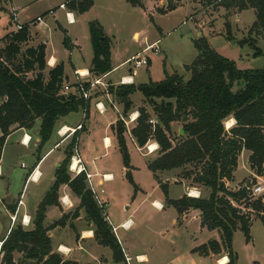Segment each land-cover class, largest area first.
I'll use <instances>...</instances> for the list:
<instances>
[{
	"label": "trees",
	"instance_id": "obj_1",
	"mask_svg": "<svg viewBox=\"0 0 264 264\" xmlns=\"http://www.w3.org/2000/svg\"><path fill=\"white\" fill-rule=\"evenodd\" d=\"M133 7L144 8V0H126ZM182 0H169L159 12L172 11L180 6ZM205 6L215 9L224 7L227 12V37L231 34L229 11L253 8L256 20L249 29V37L243 44L254 49V57L264 54L257 44L256 37L264 35V0H202ZM94 0H66L65 5L74 11L84 13L93 6ZM52 11V10H51ZM50 11V12H51ZM46 12L43 18L47 15ZM13 19L15 14L12 15ZM90 40L93 47V59L90 68L93 76H102L113 69L112 39L98 20L89 22ZM64 45L70 48L67 31L64 30ZM30 40V23L19 24L18 30L8 32L0 39V160L7 137L18 128L31 129L37 119H41L39 135L42 147L57 130L59 120L70 113L84 111L87 118L91 97L64 90V65L58 64L49 71L48 79L44 70L47 67L46 45L40 43L23 51V44ZM4 44V45H3ZM195 46L198 55L186 70L191 73L186 79L183 74H169L165 78L148 83H122L110 85L107 91L124 105L123 113L128 115L132 109L131 96L140 91L153 107L158 123H150L152 114L145 106L138 110L136 125L131 133L140 147L154 139L158 143L160 154L148 162L164 191L168 203L179 214L189 209H199L203 213L202 225L210 230L218 229L221 240L210 239L193 249L201 255L220 254L223 249L229 260L224 264H238V256L233 249V237L237 229H242L251 239V212L264 224V194L254 193L249 183L232 189L226 181L234 179L239 156L244 149L251 152L249 161L256 176L264 173V67L259 69H240L235 60L225 57L212 48L205 36L199 37ZM30 77V72H35ZM239 85L238 89H234ZM85 88H90L86 83ZM235 119V125L226 127L225 121ZM113 130L118 141L126 175L138 190L132 176L129 148L125 137V125L118 120ZM174 122H182L184 134H178L175 141L172 136ZM84 128V123H83ZM82 128V129H83ZM79 140L75 132L66 147V157L56 171V179L39 204L34 228L25 229L21 224L15 226L2 243L3 261L16 264L14 252H24V258L36 259L42 264H78L66 260L58 252H53L50 227L44 224L46 211L52 205H58L59 189L67 184L80 198L79 209L84 208L94 225L98 243L113 251L117 262L126 260L122 246L111 223L89 188L85 173L72 176L69 164L74 146ZM174 169H182L183 177L210 189L208 196L184 194L179 199L169 197V185L160 180V174ZM182 183V182H181ZM252 184V183H251ZM237 203V204H235ZM245 203V212L242 204ZM240 204V205H239ZM66 215L51 227L64 225Z\"/></svg>",
	"mask_w": 264,
	"mask_h": 264
},
{
	"label": "rangeland",
	"instance_id": "obj_2",
	"mask_svg": "<svg viewBox=\"0 0 264 264\" xmlns=\"http://www.w3.org/2000/svg\"><path fill=\"white\" fill-rule=\"evenodd\" d=\"M6 1L0 0V4L6 6L0 10V38L10 29L18 30L17 23L22 24L29 21L39 11L43 12L51 6H58L62 0H42L30 8L24 9L17 7L12 9V4L10 5ZM161 1L168 2L169 0ZM157 4L161 3L145 0L144 8H140L133 7L126 0H97V10L101 23L109 32L113 42L112 66L118 67L114 71V81L121 79L122 75H131L135 77L136 84L157 82L165 78V70L169 74L177 72L183 74L186 79L190 78L191 73L186 70V65L191 64L198 55L195 42L201 36H205L212 48L218 53L235 60L240 69L264 67V54L254 57V49L249 44L241 42L249 37V29L256 20L255 9H247L242 12V15L236 9L229 11L228 20L231 23V34L227 37V18L224 17L227 10L224 7L219 9L212 6L207 7L202 0H189L183 4L182 0L176 10L161 13L159 12L161 7L157 8ZM12 13H15L17 23L13 20ZM97 13L82 15L76 28L74 27L77 37L84 45L86 54H89V50L90 54L92 52L90 38L86 35L87 23L90 19L97 20ZM38 29L42 39L48 37L50 40L49 54L54 52L61 56L64 48L62 43L64 33L59 31L51 33L49 26ZM135 30L139 31V35L137 34L134 38L133 32ZM87 34L89 36V32ZM252 36L256 37L258 46L264 49V35L256 36L253 34ZM152 43H158L159 52L155 53V50H150L144 53L150 56L147 65L136 67L134 63H122L138 52L144 51L148 45H153ZM25 49L26 44H23V51ZM130 67H133V71H129ZM238 88L239 85H235L234 89ZM103 93L101 89H98L96 96ZM131 99L133 106L128 115H124V105L117 98L114 102L110 99L111 103H107L104 113L100 112L97 101L93 100L90 108L91 134L82 137L80 140L82 155L86 156L88 163L93 166L92 170H89L94 174L92 182L100 196L109 200V207L106 208L110 218L108 222L114 226L124 223L117 227L116 235L119 242L128 248L132 260L130 262L124 260L122 264H214L213 259H207L191 252L192 248L210 237L209 231L201 227L200 220L190 219L182 224L173 221L177 217V211L173 206L167 205L164 191L153 172L148 168V162L160 154L159 148L152 152L149 150V146L156 143L155 140H150L143 147L132 141L134 137L131 129L137 122L130 121V116L135 112L134 110L145 106L152 117L155 118V115L153 107L140 91L133 94ZM73 117L78 119L80 114H73ZM118 120H122L125 125V137L130 153L133 180L138 188L142 187V190L140 188L136 190L126 175L122 153L112 128L118 125ZM225 124L226 127L231 125L229 120L225 121ZM181 128L182 122L173 123L172 136L175 141L178 140ZM105 136L111 138V144H107ZM21 148L22 146L17 143L14 148L9 149L6 157V161L10 162L8 164H10L11 171L16 174L26 170L24 169L25 165H22V168V162L28 163L26 155L21 156L17 153ZM63 153L64 150L61 147L54 156H60ZM247 154L249 152L245 154L242 152L239 156V158L241 157L240 167L236 174L237 179H241V182L235 189L244 186L246 183L264 187V173L260 176L248 173V168L249 166L251 168V165ZM44 170L43 167L42 171ZM104 173L113 174V178L105 180L103 186H100L98 180L102 178ZM174 179L180 182L184 180L187 185L197 187L193 190L199 196L209 195L210 189L193 184L191 180H186L183 177L182 169H174L160 174V180L169 184V197L173 199L180 198L188 189L185 182L177 184L172 181ZM48 180L49 176L45 173L39 184H46ZM226 184L234 189L227 181ZM102 188L105 189L104 193L101 192ZM258 195L252 197L255 198ZM240 204L245 212H250L245 203ZM250 215L253 218L251 239L247 240L244 231L240 228L237 229L233 237V249L238 256V264H264V224L256 212L252 211ZM6 220V217L0 215L2 224ZM106 250L111 252L108 247ZM135 253H145L149 260L141 263L135 257ZM3 259L4 253L2 252L0 264H6L3 263ZM14 259L17 264H42L36 259L27 260L24 258L23 252L14 254Z\"/></svg>",
	"mask_w": 264,
	"mask_h": 264
},
{
	"label": "crops",
	"instance_id": "obj_3",
	"mask_svg": "<svg viewBox=\"0 0 264 264\" xmlns=\"http://www.w3.org/2000/svg\"><path fill=\"white\" fill-rule=\"evenodd\" d=\"M39 1H42V0H24L20 2L18 1L16 2V0H7L6 2L7 3L9 2L10 5L12 4V9L16 7L24 9V8L32 7ZM153 1L157 3L159 2L161 4L163 3L162 6L161 4H157V8L166 7L168 5V2H162L161 0H158V1L153 0ZM187 1L189 0H183V4L184 2H187ZM62 5H64V7H62ZM5 7L6 6L3 5L2 3L0 4V10H2V8H5ZM67 11H71L74 13L75 21L73 23H70L68 21V18L66 15ZM46 12H49V13H47V15H45L43 18L38 19V17L43 16V14ZM97 12H98L97 0H94V4L90 8V10L84 13H79L77 11L69 9L65 5V1L62 0L58 6L57 5H55L54 7L51 6L49 7V9H46L43 12L39 11V13H36V16H34L29 21H27L30 23V40L26 43V48L31 47V46H37L40 43H44L46 45V59L48 61V66L45 68L44 73L47 79H48L49 71L52 68H54L58 64H63L64 65V77H65L64 86L66 84L70 86L69 92L78 93L79 81H83L84 83L85 82L90 83L95 78H98V77H101L100 78L101 82L104 85L96 84L93 87L92 86L90 87L91 101H90V107L87 113V118L86 119L84 118V111L70 113L69 115L62 117L58 122L56 132L53 134L50 140L47 141L42 147H40L41 137L39 135L41 119L36 120V123L33 126V128L31 129L18 128L14 130L7 137V141L3 149L2 158L0 160V215H3L4 217L7 218L4 224L0 222V255L3 252L1 249L2 248L1 242H3L8 237L11 230L15 226L21 224L27 230H31L34 228V219L36 217L39 204L44 199L47 191L53 185L56 179L57 168L60 166L61 162H63V160L65 159L66 147L71 140V138H67L66 140L61 142V136L57 133L58 129L64 125L69 126V127H75L81 122L84 123V128L81 130H78L79 151H80V154H81V157L84 163H87L86 165H87L88 170H92L93 166L88 163V159H86L87 157L86 156L84 157L80 150V140L82 139V137L89 136L91 134V128H90L91 127V109L90 108H91L92 101L96 100L97 103L102 102L104 105L105 111H106L107 103H111L110 99H112V101L114 102L116 98L113 94H110L107 91V88L110 85L117 86L122 83H135L136 84L135 77H132L131 75H122L121 79H119L118 81H114L113 75H114V71H116L118 68L117 66L113 67V69L110 72L102 76L96 77V76H93V74H91L90 68H91L92 59L94 55L93 47H92L91 54H90V50H89V54H86L82 41L76 35L75 28L78 23V20L80 19L82 15L96 14ZM242 12H241V15H242ZM14 14L15 13H12V15ZM96 17H97L96 19L100 21L101 23L99 12L97 13ZM13 20L16 21L17 23L16 15ZM90 21L92 20L90 19L88 21L87 23L88 27L86 28V35L89 38H90V32H89V22ZM27 22H24V23H27ZM19 24L20 23H17V26H19ZM46 26H49V30H51V33L53 32L57 33L58 31L64 33V30L67 31V34L69 36V41H70V48H67L63 43L64 37H65V33H64L63 40H62L64 48H63L61 56L55 54L54 52L49 54V49L51 46L50 40L48 39V37H45L43 39L41 38L42 35L38 28H42ZM104 29L107 35H109V32L107 31V29L105 27ZM13 30L14 29L8 30L5 33V35L8 32H11ZM88 32H89V36L87 34ZM137 34L139 35V31L135 30L133 32V37L135 38ZM113 56L114 54H113V42H112V62H113ZM129 59L130 57L126 59L125 61H123L122 63L125 64L126 61ZM129 71H133V68L130 67ZM79 73L84 74V75L81 76ZM33 74L35 75L36 71L30 72L29 76L34 77ZM75 76L77 79L75 78ZM98 89H101L104 93L96 96V92ZM134 111L135 112H133L132 114H135V116H138L139 112L137 111V109ZM73 114H80V117L76 119L73 117ZM229 121L231 122L230 126L235 125L236 123L235 119H230ZM1 135H2V131L0 129V136ZM29 137H30V140L28 143L23 141L24 139L28 140ZM105 139L107 141V144H111L112 140L109 136H105ZM108 140H110V142H108ZM132 141L136 145H138L135 138H133ZM17 143L22 146L21 150L17 152L18 155L20 154L21 156L26 155L28 157V163L25 164L24 162H22L21 166L25 164L24 169L26 170L24 172H17L16 174L15 172L11 171L10 164H8L10 162L6 161V157H7L8 151H10L9 149L12 147L14 148V146ZM58 143H60V145L57 146ZM156 144H157V149H158L159 145L157 142ZM61 147H63L64 153L61 154L60 156L58 155L54 156V154ZM138 148L140 149L139 146ZM242 152L244 154L249 152V154L247 155L248 157H250L251 152L249 150L244 149ZM240 160H241V157L238 160L237 169L234 171V179L232 181H227V183L231 185L234 189L238 187L239 183L241 182V179L239 180L237 179V174H236L237 170L240 167ZM248 165H249V162H248ZM43 167L45 169L44 171H42ZM45 173L48 174L49 180L46 184L42 183L40 185L39 183L42 180V177L45 176ZM248 173H254L253 171L251 172L250 166L248 168ZM31 174L32 176L29 178ZM104 174H110L112 175L111 178H113V174L111 173H104ZM101 180L102 178H99L98 183H100ZM172 181L177 184L181 183L180 181H177L175 179ZM184 182L185 181L182 180V183ZM185 184L188 187V189H187V192L184 194L192 195L190 191H194L193 188H197V187H191L187 185L186 182ZM139 188L142 190V187H139ZM196 190L199 191V189H196ZM65 195L67 196V199H66L67 203H64L62 201V197ZM192 196L198 197L199 195H192ZM60 197H61V201H60ZM103 199L108 202V207H109L110 203H109L108 198H103ZM20 200H22L23 202L19 203ZM59 202L60 203L58 205H52L48 207L46 211L45 221H44L45 226L50 227L48 231V235L51 238L53 252H58L60 255H62L64 259L76 261L78 264H122L123 263L122 261L117 262L114 260L113 251L110 247L104 246L98 243V241L95 238L93 221L87 215V212L84 208H81V209L78 208L80 204V198L72 192V190L67 184L62 185L59 189ZM166 203L169 206H173L170 203H168L167 199H166ZM16 211H17V221L15 223H12L11 215L14 214ZM202 214L203 213L199 209H189L183 214H179L177 211V214H176L177 217H175L173 221L181 222L182 224L190 219H199L201 223V227L204 229H207V231H209V236H210V237H207V239L203 243L208 242L210 239H217L220 241L221 236H220V231L218 229L210 230L207 227L202 225V217H203ZM26 215L31 219L30 224L27 226L23 225L22 223L23 216H26ZM64 215L67 216L66 223L64 225H57V226L51 227V225H53L56 221L61 219ZM121 224H124V223L122 222L117 226H114V225L112 226L117 228ZM120 244L122 246L125 257L132 258V255L129 253L128 248H126L123 243L120 242ZM201 244L195 246L194 248L200 246ZM107 247L111 249V252H107L106 250ZM194 248H192L191 250L192 253L198 254L199 256L207 258V259H213L214 264H224L226 263L225 261L229 260L227 252L224 249L220 254L210 253L209 255L204 256V255H201L197 251L196 252L193 251ZM16 253H22V252L15 251L14 254ZM135 257L141 263H145V261L147 262L149 260L147 254L145 253H135ZM29 260H33V259H29ZM125 261L127 262V260ZM3 263L5 262L3 261Z\"/></svg>",
	"mask_w": 264,
	"mask_h": 264
},
{
	"label": "built area",
	"instance_id": "obj_4",
	"mask_svg": "<svg viewBox=\"0 0 264 264\" xmlns=\"http://www.w3.org/2000/svg\"><path fill=\"white\" fill-rule=\"evenodd\" d=\"M62 7H64V5H62ZM67 15V18H68V21L70 23H73L75 21V16H74V13L71 12V11H67L66 13ZM158 43L156 44H153V45H150L148 47H146V49L142 52H138L137 54L133 55L129 60H127L126 62L127 63H134V66L136 67H140L142 65H147L149 63V58L150 56L149 55H145L144 53L147 52V51H150V50H155V53H158L159 52V47L157 46ZM133 68V67H131ZM81 76H83L84 74H81L79 73ZM101 77H98V78H95L92 82H90V87L96 85V84H103L101 82ZM86 82L84 83L83 81H79L78 83V93L79 94H82L85 98H88L90 97V88L87 90L85 88V85ZM104 85V84H103ZM69 89H70V86L68 84H66L64 86V90L69 92ZM108 89V88H107ZM97 106L100 110V112H104L105 111V108H104V105L102 102H99L97 103ZM84 118H85V112H84ZM137 120V116H134V114H132L130 116V121L131 122H135ZM127 122V121H126ZM150 123L155 125L158 123V120L157 118H154L152 117L150 119ZM83 128V122L79 123L77 126L75 127H69V126H61L57 133L61 136V142L66 140L67 138H72L75 134L76 131L78 130H81ZM30 140V137L28 138V140L24 139L23 141L28 143ZM79 141V140H78ZM60 142V143H61ZM60 143L57 144L60 145ZM149 150L152 152L153 149L151 148V146H149ZM25 164H23L24 166ZM69 171L72 173L73 176H77L81 173H85L86 174V178H87V181H88V185H89V188L91 189V191L93 192L94 194V197L95 199L97 200L99 206L101 207L102 211H103V215L105 216V218L107 220L110 221V218L108 217V213H107V206H108V202L106 200H104L100 194L98 193V191L96 190L93 182H92V178H93V173H91L86 164L84 163L82 157H81V154H80V151H79V147H78V142H76L75 146H74V153L71 157V161H70V164H69ZM32 176V174L29 176V178ZM111 176L110 174H103L102 176V180L101 182L99 183L100 186H103L105 180H109L111 179ZM249 187H252L253 188V191L255 194H262L263 191H264V187H262L261 185H256V186H253L251 184V186ZM101 192H105V189L102 188L101 189ZM67 196H63L62 197V201L64 203H67ZM23 201L20 200L19 203H22ZM11 220H12V223H15L17 221V211L11 215ZM31 222V219L26 215V216H23V219H22V223L23 225L27 226L29 225ZM114 228V231L116 232V227H113ZM3 242H1L2 244ZM127 262H130L131 258L130 257H127L126 258Z\"/></svg>",
	"mask_w": 264,
	"mask_h": 264
},
{
	"label": "bare ground",
	"instance_id": "obj_5",
	"mask_svg": "<svg viewBox=\"0 0 264 264\" xmlns=\"http://www.w3.org/2000/svg\"><path fill=\"white\" fill-rule=\"evenodd\" d=\"M127 81H128V80H127ZM134 116H135V114H134ZM230 124H231V122H230ZM108 142H109V140H108ZM151 148H152L153 150L156 149V148H157V144H156V143L152 144V145H151ZM191 194H192V195H198L197 192H195V191L191 192ZM225 262H227V261H225Z\"/></svg>",
	"mask_w": 264,
	"mask_h": 264
},
{
	"label": "water",
	"instance_id": "obj_6",
	"mask_svg": "<svg viewBox=\"0 0 264 264\" xmlns=\"http://www.w3.org/2000/svg\"><path fill=\"white\" fill-rule=\"evenodd\" d=\"M180 132H181V134H184V130H183V128H181ZM249 186H251V183H249ZM202 215H203V214H202Z\"/></svg>",
	"mask_w": 264,
	"mask_h": 264
}]
</instances>
